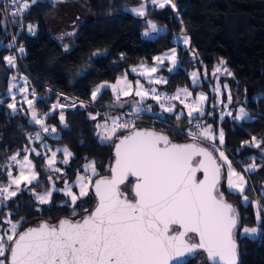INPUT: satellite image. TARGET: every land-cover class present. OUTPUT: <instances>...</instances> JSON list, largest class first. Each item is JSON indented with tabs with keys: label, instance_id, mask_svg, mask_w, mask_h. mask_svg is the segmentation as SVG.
Returning a JSON list of instances; mask_svg holds the SVG:
<instances>
[{
	"label": "trees",
	"instance_id": "trees-1",
	"mask_svg": "<svg viewBox=\"0 0 264 264\" xmlns=\"http://www.w3.org/2000/svg\"><path fill=\"white\" fill-rule=\"evenodd\" d=\"M141 2L63 0L56 3L36 0L27 12L19 16L23 20L39 23L37 36L16 32L17 45L27 49V55L20 60L8 32L7 17L0 0V183L7 184L9 170L13 175L18 174L17 166L9 160L17 152L20 153L18 158L29 155L39 174L38 181L28 188L22 186V191L8 201L7 206L0 205V225H3L2 217L6 213H12L14 221L24 218L20 231L42 221L56 223L64 218L82 217L96 202L91 192L89 197L77 202L82 207H77V215L72 216L73 208L65 205L68 197L62 191H53L49 203L39 204L28 189L34 188L38 193L51 190L58 182H62L63 186L65 181H72L82 174L83 166L90 161H95L100 175H108V166L113 161L112 144L100 141L96 120L89 118L90 114L94 115L99 110L114 108L111 89H104L98 95L95 101L98 106L81 107L79 104L74 108L51 111L46 125L56 128V136L42 130V139L36 140L39 126L31 120L23 94H14L17 112L13 113L7 107L12 102V94L8 93L9 82L12 77L19 76L16 74L20 69L29 78L28 98L34 99L31 95L33 90L36 93L35 107L40 115L51 110L55 90L91 100L93 88L100 83L115 82L125 74L129 79L137 80V75L131 71L132 66L152 65L154 57L178 46L180 66L172 72L167 67L160 69L158 73L167 77V83L157 89L170 93L179 88H187L193 93L205 91L209 97L207 108L203 116L195 114L197 119L203 120L205 126L211 125L215 132L223 129V148L235 159L239 168L248 167L253 160L256 165L264 167V157H252L260 148L244 146V142L250 141L253 136L264 138V0H174L175 11L170 6L161 9L148 3L145 17H138L127 10L130 6H139ZM63 3H77L90 17L80 26L70 51L65 50L48 27L49 17ZM148 20L166 26L168 31L154 38L145 37L143 33ZM178 34L189 37V47L176 43L174 36ZM5 56L15 57V67L6 63ZM221 60L225 62L223 65ZM218 66L226 68L232 75L222 71L213 76V70ZM195 68L201 73V81L193 84L191 71ZM228 82L233 94L243 101L251 115L249 120L237 121L229 116L221 119L220 105L228 101V92L224 87ZM217 86L220 93L214 91ZM61 111L65 117L64 124L60 122ZM153 111L134 117L136 127L164 132L178 142L190 140L187 132L192 129V124L188 123L183 105L176 102L175 111L170 113L154 104ZM176 115H181V119L177 120ZM204 144L209 146L207 142ZM56 145L67 147L72 153L69 162L61 165L64 172H55L47 167L49 147ZM26 148L35 151L25 153L23 150ZM255 174L256 171L248 173L250 186L245 194L250 200L247 204L239 193L228 190L225 181L222 182V191L237 209L242 222L238 232L240 264H264V214L258 224L254 200L258 198L261 186L253 183ZM256 225L260 227L259 237L241 235L243 227ZM202 256L206 257L200 252L189 264H207Z\"/></svg>",
	"mask_w": 264,
	"mask_h": 264
},
{
	"label": "snow or ice",
	"instance_id": "snow-or-ice-1",
	"mask_svg": "<svg viewBox=\"0 0 264 264\" xmlns=\"http://www.w3.org/2000/svg\"><path fill=\"white\" fill-rule=\"evenodd\" d=\"M9 2L13 7H4L2 11L17 17L27 12L36 0ZM148 3L161 9L170 6L173 11L177 7L174 0H142L139 7L132 8L131 12L145 17ZM146 23L144 36L158 31L156 23L151 20ZM33 28V25L28 26L30 32ZM182 43L189 44L187 35L182 37ZM20 51L24 49L20 48ZM4 60L15 67L14 56H5ZM165 61L171 64L167 69L169 72L178 67L175 48L154 57L152 67L141 65L140 68H133L132 72L147 77L149 84L167 83L163 77H153L165 65ZM224 63L220 61L221 65ZM222 71L232 75L226 68L218 66L213 70V76ZM191 77L193 84H196L198 72H192ZM15 80L16 77H12V81ZM224 87L227 88V85ZM15 88L17 85L10 81L8 93L12 94ZM104 89H111L116 107H124L126 101H122V97H138V100L133 99L128 113L133 117L142 111H151L150 106L142 107L147 99L155 100L163 111L170 113L175 111V105L170 102L180 99V90L174 96H162L155 87L146 89L139 80L135 83L129 81L127 74L117 78L115 83L98 85L91 92V101H96ZM28 91L25 79V85L19 88V92L29 106L31 120L40 125L43 132L55 133L56 128L49 129L37 114L35 91L31 93L34 99L28 98ZM182 91L185 99L180 103L187 109L188 123L192 124L188 133L191 142L177 143L163 133L139 129L134 119L122 121L120 116H106L104 122L97 123L95 127L100 141L110 142L113 147L109 175H100L95 161H91L83 166L84 174L77 175L74 184L65 181L63 189H56L54 185L51 190L39 193L34 188L28 189L39 204L49 203L53 191H63L64 196L68 197L65 205L73 208L72 216L77 215V207H82L77 202L89 197L91 192L96 200L92 211L86 210V215L80 219L64 218L56 223L43 221L23 231L20 229L24 218L14 221L12 213H6L2 219L7 227L0 225V264H189L201 250L206 254L201 259L206 260L207 264H238L235 233L240 216L220 191L222 170L226 169L228 189L239 193L245 204L249 202L245 194L246 180L216 144L217 139L220 146L225 142L223 129L217 136L211 125H202L195 115L203 116L206 95L200 93L192 103H185L192 93L187 88ZM214 91L219 93V86ZM11 99L7 107L15 113L18 111L15 95ZM228 102H232L230 93ZM70 106L75 107V102ZM80 106L86 107L82 102ZM64 107L58 100L51 109L55 111ZM98 115L90 114L89 118L96 120ZM227 115L231 116L232 113ZM246 117L248 113L244 107H240L233 119L242 121ZM176 119H181V115H176ZM64 121L61 111V124ZM121 132L125 134L121 135ZM35 139H42L40 132H36ZM204 142L209 144L211 151L201 146ZM261 144H264V140H258L255 136L244 142V146L255 148H260ZM23 151L27 153L35 149L26 148ZM62 151L63 163L67 164L72 153L67 147ZM214 153H218V156ZM36 155L40 153L36 152ZM19 156L17 152L9 157L11 163L17 166L18 174L13 175L9 170L7 184L0 183V205L7 206V202L22 191V185L28 188L38 181L39 174L29 155ZM55 162L56 152H52L51 157L47 158V166L60 172L59 168L54 167ZM255 168L253 160L245 171ZM198 173H202V178L198 177ZM74 186L79 188V192L73 191ZM255 206V217L259 224L262 222L264 205L256 202ZM258 231L257 227H243L241 235L254 236Z\"/></svg>",
	"mask_w": 264,
	"mask_h": 264
},
{
	"label": "rangeland",
	"instance_id": "rangeland-1",
	"mask_svg": "<svg viewBox=\"0 0 264 264\" xmlns=\"http://www.w3.org/2000/svg\"><path fill=\"white\" fill-rule=\"evenodd\" d=\"M52 1H55V0H52ZM136 7H139V6H130V7L127 8V10L131 12V9L132 8H136ZM89 18L90 17L86 14V12L83 10V8L80 5H78L77 3H63L61 5V7L59 8V10H57L54 14H52L49 17L48 27L50 29L51 34L60 42V44H62V46L65 48V50L66 51H70L74 47V45H75V38H76V36L78 34V30H79L80 26L83 23H85L87 20H89ZM157 28H158V31L156 33H150V35L147 36V38H154L157 35H159L161 33H166L168 31V28L166 26L157 25ZM183 36L184 35H181V34L175 35L174 36V40L175 41H176V39L179 40ZM189 44H190V40H189ZM189 44L186 45V46L184 45V46L185 47H189ZM177 61H179V59H177ZM15 64H16V62H15ZM141 65L147 66L148 64H139V65L132 66L131 67V71H132L133 68H140ZM176 69H178V68H175L174 70H176ZM194 71L195 72H198V77H199V73H200L199 69L198 68H195V69H193L191 71V73L194 72ZM133 73L138 74V72H133ZM16 76H18V77L16 78L15 81L10 80L12 83H15L17 85V88L13 89L12 95H14L17 92L20 93L19 92V88L25 85V79L27 80V88H28V81H29L28 75L25 74L20 69L18 71V73L16 74ZM123 76L124 75H122L120 77H123ZM1 77H2V75L0 76V78ZM120 77H118V78H120ZM127 78H128V76H127ZM128 80L131 81V82H133V83H135V81H136V80L133 81V80H131L129 78H128ZM137 80H139L144 85V82H143L142 79L138 78ZM199 82H200V80H198L197 83H199ZM102 83H105V82H102ZM102 83H100V84H102ZM107 83L108 84H112V83H115V82H107ZM225 85H227L226 90L228 92V95L230 93L231 96H232V102L229 103L227 101L223 105H220L221 106V113H220V115L221 116L223 115V118H224L226 116H229V115H227V113L231 112L232 115L229 116V117H232L233 118L234 116L238 115L240 107H244L245 108V111L248 113V117H246L244 120H249L251 118V115L249 114L248 110L246 109L243 101H241L240 98L236 97L233 94L229 82L226 83ZM96 87H94L93 89H95ZM183 89H185V88H180L179 90L182 91ZM220 92L221 91H219V93ZM180 98H182V97L180 96ZM121 99H122V101H126L124 103V107H122V108L121 107H116L115 106V103L116 102H115V97H114V105H113L114 108H108L107 110L106 109L99 110L97 112V113H99V115L97 116L96 124L97 123H103L106 116H111V117L120 116L122 118V121L124 119L133 120L134 117L128 115V113H130V111H131V106H132L133 99H139V98L138 97H128V98L122 97ZM142 107H144V105H142ZM144 108H146V107H144ZM145 112L151 113L152 111H147V110L142 111V113H145ZM96 114H94V115H96ZM109 125H111V120H109ZM51 128H53V127L52 126H49V129H51ZM48 133L51 136H56V134H57L56 132L55 133H52L51 131H49ZM218 133L216 132L215 134L218 136ZM122 134H124V132H122L121 135ZM257 139L258 140H264V138L263 139L257 138ZM216 144H217L218 147H221V150H223L225 152V154L229 157V159L233 162V167L236 169V171L237 172H240L244 176V178L246 180V189L248 188V186H250V180L248 178V173H251L253 171H256V174L253 177V180H254L253 183L255 184L257 182L261 186V188H260V194H259L258 198H256L254 200V204H256V202H259L260 204L264 205V167H261L262 164H260L255 169L245 171V169L247 168V166L246 167L239 168L236 165V163H235L236 162L235 159L224 150V148H223V145L224 144L222 146H220L218 139L216 141ZM64 147L65 146H61V145H56L54 147H49V153L47 154V158H48V157H51L52 152H56V162H55L54 167L55 168H59L61 170V172H64L61 169V165L63 164V161H64V154H63V151H62V149ZM253 148H255V147H253ZM58 149L61 150V151H57ZM255 149H257V148H255ZM216 154L218 155V153H216ZM71 157L68 158V162L71 159ZM252 157L254 159L264 157V144H261L260 151L258 153L253 154ZM87 163H89V162H87ZM82 174H84V173H82ZM82 174H80V175H82ZM226 175H227L226 169H224V175H223V178L224 179L223 180L225 181V186L228 189ZM75 180H76V178L74 180H72V181H68L67 180V182H69L70 184H74L75 183ZM57 184H55V188L56 189H63L64 188V185L61 186L62 185V182H58ZM74 188H75V186L73 187V191H74ZM246 189H245V191H246ZM78 192H79V190H78ZM249 200H250V197H249ZM263 214H264V212H262V216H263ZM3 227H7V225L6 226L4 225ZM254 227H257L259 229V231H258V233L256 235L250 236V237L257 238L260 235V227L258 225L254 226ZM241 233H242V230H241ZM243 236H247V235H243Z\"/></svg>",
	"mask_w": 264,
	"mask_h": 264
},
{
	"label": "built area",
	"instance_id": "built-area-1",
	"mask_svg": "<svg viewBox=\"0 0 264 264\" xmlns=\"http://www.w3.org/2000/svg\"><path fill=\"white\" fill-rule=\"evenodd\" d=\"M2 5H3V7H8V8H12L13 7L10 4L9 0H2ZM5 14H6V17H7V22H8V32L12 36V41H13V44H14V47H15L16 56H17L18 59L22 60L23 57H25L27 55V49L25 47H23V46H18L17 45L16 39H15L16 32L17 31H19V32L21 31V32H23L26 35L31 36V37L37 36L38 33H39V23L36 20H23L19 16L12 17L9 13H6V12H5ZM29 25H33L34 26L33 31H31V32L28 30V26ZM20 48H23L24 51L21 52ZM157 91L162 96H164V95L174 96L173 95L174 93L162 92V91H160L158 89H157ZM65 98H67V99H65ZM184 99L185 98L182 97V98H180L178 100H173L170 103L173 104V105H175L176 102L181 104L180 100H184ZM58 100H59L60 103L65 105L64 108H74V107L70 106L74 102H75L76 106L81 104V102L83 104H85V105H88V106H98L95 101L93 102L90 99H84V98L78 97L76 95L70 94V93L62 91V90H55V98H54V101H53L52 105L55 104ZM192 101H193V96L191 95L190 97H188L187 100H185V103H192ZM154 103L156 105H159L155 100H154ZM181 105H184V104H181ZM51 111H52V109L47 113L48 115H45V114L38 115L39 117L44 119L45 124H46V120H47L49 114L51 113ZM199 121H200V123L202 125L205 126V123H204L203 120L199 119ZM38 126H39L38 127V132H41L42 129H41L40 125H38ZM188 133H189V131L187 132V134Z\"/></svg>",
	"mask_w": 264,
	"mask_h": 264
},
{
	"label": "crops",
	"instance_id": "crops-1",
	"mask_svg": "<svg viewBox=\"0 0 264 264\" xmlns=\"http://www.w3.org/2000/svg\"><path fill=\"white\" fill-rule=\"evenodd\" d=\"M176 43L177 44H182V45H185V44H183L182 43V38H180L179 40L178 39H176ZM186 46V45H185ZM175 49H176V51H177V59H178V52H179V47L178 46H176V47H174ZM180 61H178V67L180 66L179 63ZM154 64H152V65H147V67H152ZM164 67H167V68H169V67H171V64H170V62H168V61H165V65L163 66V67H161L160 69H162V68H164ZM177 67V68H178ZM159 69V70H160ZM137 75V77L138 78H140V79H142L143 80V82H144V86H145V88L146 89H150V88H152V87H155L156 89H157V87L159 86V85H161V84H158V85H156V84H149L148 83V78L147 77H144V76H140V75H138V74H136ZM153 77H163L166 81H167V77L166 76H164V75H162V74H160V73H154L153 74ZM198 80H200L201 81V73H199V77H198ZM162 84H164V83H162ZM150 85V86H149ZM180 89V88H179ZM178 89V90H179ZM177 90V91H178ZM177 91L174 93L175 95L177 94ZM189 92H191L190 90H188ZM192 93V96H193V101L196 99V97L198 96V94H200V93H204L205 95H206V97H207V100L204 102V104H203V109H204V111L206 110V108H207V104H208V94L204 91H200V92H197V93H193V92H191ZM173 94V95H174ZM180 96L181 97H184V94H183V92L182 91H180ZM138 100V99H137ZM152 101V102H151ZM192 101V102H193ZM154 100H152V99H147L145 102H144V107H148V106H150L151 107V113H154V111H153V109H154ZM184 106V105H183ZM184 111L187 113V109L184 107ZM142 112H140L139 114H141ZM213 129V128H212ZM213 131H214V133H216L215 132V130L213 129ZM218 133V132H217ZM260 164H258V165H256V167H258ZM78 187L77 186H75V188H74V191H76V192H78Z\"/></svg>",
	"mask_w": 264,
	"mask_h": 264
},
{
	"label": "water",
	"instance_id": "water-1",
	"mask_svg": "<svg viewBox=\"0 0 264 264\" xmlns=\"http://www.w3.org/2000/svg\"><path fill=\"white\" fill-rule=\"evenodd\" d=\"M138 128V127H137ZM139 129H141V128H139ZM149 130H154V129H149ZM154 131H156V132H158V133H163V134H165V135H168V134H166V133H164V132H160V131H157V130H154ZM125 134V133H124ZM123 135V134H122ZM169 137H170V135H168ZM170 139L172 140V141H174V142H177V143H189V142H191L190 140L189 141H186V142H178V141H175V140H173L171 137H170ZM201 146L202 147H208L209 148V150L211 151L212 149L210 148V146H208V145H206V144H204V143H202L201 144ZM214 155H216V156H218L216 153H214ZM109 175V174H108ZM198 175V177H200V178H202V173H198L197 174ZM223 175H224V169L222 170V180H221V186H220V191L221 192H223L222 191V182H223ZM131 179H133V181H134V178H131ZM224 193V192H223ZM224 196H225V199L227 200V202H229V203H231L228 199H227V197H226V195H225V193H224ZM96 203V202H95ZM232 204V203H231ZM233 205V204H232ZM94 206H95V204H94ZM94 206H93V208H94ZM234 206V205H233ZM92 208V209H93ZM92 209L89 211V212H91L92 211ZM84 215H86V214H84ZM83 215V216H84ZM82 216V217H83ZM81 217H79V218H77V219H80ZM43 222V221H42ZM40 223V222H39ZM39 223H37V224H39ZM37 224H35V225H37ZM35 225H32V226H35ZM241 226H242V222H241V220H240V224L238 225V228H237V230H236V233H235V236H236V243H237V246H238V249H237V252H238V255H237V260H238V264H240V242H239V240H238V232H239V229L241 228ZM28 228V227H27ZM23 231V230H22ZM200 252H202V250L200 251ZM199 253V252H198ZM198 253H197V256H198ZM206 255V254H205ZM196 256V257H197Z\"/></svg>",
	"mask_w": 264,
	"mask_h": 264
},
{
	"label": "flooded vegetation",
	"instance_id": "flooded-vegetation-1",
	"mask_svg": "<svg viewBox=\"0 0 264 264\" xmlns=\"http://www.w3.org/2000/svg\"><path fill=\"white\" fill-rule=\"evenodd\" d=\"M200 254V252L198 253V255Z\"/></svg>",
	"mask_w": 264,
	"mask_h": 264
}]
</instances>
